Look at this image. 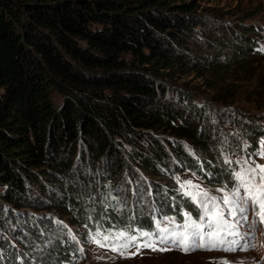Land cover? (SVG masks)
<instances>
[{
    "label": "trees",
    "instance_id": "16d2710c",
    "mask_svg": "<svg viewBox=\"0 0 264 264\" xmlns=\"http://www.w3.org/2000/svg\"><path fill=\"white\" fill-rule=\"evenodd\" d=\"M210 10L199 0H0L2 222L13 209L18 216L26 207L63 209L48 183L60 187L91 156L117 166L116 175L129 164L116 146L122 140L133 143L132 159L158 172L143 142L152 149L157 133L199 137L181 110L189 94L169 96L178 93L174 84L196 75L236 97L231 68L264 55L260 8L238 9L232 28ZM211 17L233 36L206 32ZM216 47L225 49L222 61L209 59ZM53 91L63 97L60 107Z\"/></svg>",
    "mask_w": 264,
    "mask_h": 264
},
{
    "label": "rangeland",
    "instance_id": "374dc122",
    "mask_svg": "<svg viewBox=\"0 0 264 264\" xmlns=\"http://www.w3.org/2000/svg\"><path fill=\"white\" fill-rule=\"evenodd\" d=\"M199 1L214 9L210 13L225 14L230 28L237 22L231 14L246 7L260 8L258 22L264 25V0ZM211 18L206 32L233 36ZM223 50L211 49L209 59L222 61ZM249 61L254 63L231 68V76L238 72V79L229 80L240 85L236 97L214 92L196 75L174 84L178 93L169 96L175 100L181 92L189 94L181 110L199 137L157 133L149 138L155 140L152 149L148 140L143 142L146 159L158 172L146 168L145 160L132 159L133 143L122 140L116 146L121 161L129 164L116 175L117 166L91 156L71 178L61 177L60 187L48 183L63 209L26 207V216L15 215L18 209L6 211L7 219L0 220V264H264V55ZM52 97L60 107L62 95L53 91ZM120 233L135 236V244L122 248V238L114 250ZM104 235L109 236L102 241L105 246L93 240Z\"/></svg>",
    "mask_w": 264,
    "mask_h": 264
},
{
    "label": "snow or ice",
    "instance_id": "6c2138e0",
    "mask_svg": "<svg viewBox=\"0 0 264 264\" xmlns=\"http://www.w3.org/2000/svg\"><path fill=\"white\" fill-rule=\"evenodd\" d=\"M261 169H264V166H261ZM247 171L255 172L256 169H249V170H247ZM238 175H239V174H238ZM261 179H264V177H261ZM191 183H192L191 181H185V184L191 185ZM181 187L183 188L184 185H181ZM261 187L264 188V185H262ZM258 191H259V189H258ZM186 194L189 195V196L192 195L191 192H188V193H186ZM204 195L206 196L207 194L204 193ZM249 195H250V197L252 196L251 191H250ZM255 199H256L258 202H259V200H260L259 196H256ZM226 202H227V198H226ZM260 209H261V211H260L261 218H262V220H264V202H260ZM240 211L243 212L244 209H240ZM213 219L215 220L216 217L214 216ZM142 235L147 236V235H149V234H148V233H143ZM122 238H123V243L120 244V247H122V248H126V247H128V246L134 245L135 242H136V239H137L135 236H130V237H129V236H126V234H124V233H120V234H118V235L114 238V242H113V245H112L114 250H119V249L116 247V243L119 242V241H121ZM93 240H94L97 244H100L101 246H105V245L103 244L102 241H108V240H109V236H108V235H104V236L102 237V239H96L95 237H93ZM184 240L186 241V240H187V237H184ZM144 246H146V247H153V245H152L151 243H145Z\"/></svg>",
    "mask_w": 264,
    "mask_h": 264
}]
</instances>
